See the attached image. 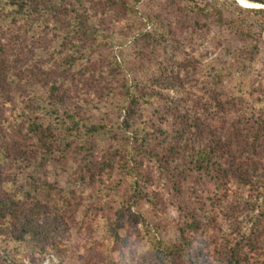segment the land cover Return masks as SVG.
I'll list each match as a JSON object with an SVG mask.
<instances>
[{
  "label": "rangeland",
  "instance_id": "374dc122",
  "mask_svg": "<svg viewBox=\"0 0 264 264\" xmlns=\"http://www.w3.org/2000/svg\"><path fill=\"white\" fill-rule=\"evenodd\" d=\"M37 1L1 13L16 100L0 121L1 184L21 196L0 221V264H190L171 252L181 236L205 264H228L231 250L264 264V16L253 11L264 5ZM181 111L223 142L218 187L219 167L190 162ZM240 136L253 149L241 181Z\"/></svg>",
  "mask_w": 264,
  "mask_h": 264
},
{
  "label": "trees",
  "instance_id": "16d2710c",
  "mask_svg": "<svg viewBox=\"0 0 264 264\" xmlns=\"http://www.w3.org/2000/svg\"><path fill=\"white\" fill-rule=\"evenodd\" d=\"M248 1L264 5V0H248ZM34 9L36 10V12L38 9H40V3L37 0H0V23L6 22V20L8 21V17H3V15H1V13L3 12L11 11L13 12L12 13L13 14L12 17H13L16 14L18 16L28 14L29 12H33ZM253 11L255 14L264 16V10H253ZM3 52H4V49L3 47L0 46V54H2ZM9 65L10 63H7L6 61L0 58V121H2V116L5 113V109H7L13 103L16 102V100L14 98L12 99L10 96L9 87H10V82L12 80V77L10 76V73H8ZM35 112L37 113V111ZM26 113L28 114V112ZM180 113L181 114H179V121L181 122L179 123V125L181 124L180 125L182 127L181 130H183L184 132L187 130L188 135H190V137L193 136V139L197 144L196 147L191 146L189 148L188 146H186V144L190 143V140H186V137L183 136V138L181 137L180 142H179L180 147L183 146L184 149L189 148L188 157L190 156L191 158L190 162L195 164V168L198 172L204 171V173L207 174L206 173L207 170L211 169L214 172L215 167L216 166L219 167L217 170V174L215 176V185L218 187L219 182L222 181L221 180L222 177H225L227 175L226 171L222 172L224 171L222 169V167H224L223 161L218 160L215 154L216 148L223 146V142L221 141V138L215 135L214 133H212L209 129L210 127L208 128L206 127V125L204 127L205 129L206 128L207 129L206 130L204 129L203 131H201L203 129L201 127L203 126H200L199 122H198V125L192 124L191 127H189L187 123L183 124V120L185 119L184 117L185 113L184 112L182 113V111ZM38 122H40V119ZM42 125L43 124H40V126ZM179 132L180 131L176 130L177 134H179ZM257 134H260V135H257ZM257 134L255 133L254 135V141L258 142V146H259L258 148L264 147V138L261 135L262 133L257 132ZM180 135L181 134H179V136ZM201 135L204 137L203 141L200 139ZM205 138L206 140L207 138H209L210 141H208V144L203 145ZM240 139H241V136H240ZM199 140H200V143H199ZM237 141L239 144L237 154L236 156L234 155V157H232L231 160H234V161L237 160L239 162L240 168L237 171L243 174V175H238L237 174L238 172L236 173L239 177V180L240 181L242 179L249 180L251 177L247 176V174L251 172V167L249 166V163L252 165V161L250 160V158L252 157V153L249 151L247 153L245 149H247V147L249 149H252V145L249 144L248 137L247 138L245 137L241 140L237 139ZM254 148L256 149V147ZM4 150H5L4 147L1 148L0 146V165H1L0 166V221L3 222L1 225L6 224L7 219H8L7 216H10L12 214L11 207L17 204L18 202L17 198H20L21 196V194L12 192V188H9V190L2 188L1 182L3 181V177H2L1 167H2V164H4L5 161L7 160V155L4 152ZM242 154H247V156L243 157L241 156ZM245 159L246 161L248 160L247 163L246 161L244 162ZM189 212H188V215L191 216V213ZM194 222H193V226H195L196 224ZM263 230H264V224L261 225L260 228H258L259 233L260 232L262 233ZM182 239L183 237L181 236L178 239H176V241H174L175 243L172 244L171 252L173 254V257L175 258L177 257L179 259H184V260L187 259L186 261L189 262L190 264H194L195 262L197 263L199 262V264H205V254L206 253L203 250H201L200 245H199V249L196 251L197 253L193 254L192 252H190L191 249H189V252L183 249V247H186V245L187 247H192V244H190V241L188 240L185 241ZM261 250L263 254L261 255L262 257L259 256L258 260L260 262L264 259V246H261ZM231 252L233 253L229 259L228 264H241L239 261L236 262V259L233 256L236 254L235 251L231 250ZM201 257H203V260H201Z\"/></svg>",
  "mask_w": 264,
  "mask_h": 264
},
{
  "label": "bare ground",
  "instance_id": "6f19581e",
  "mask_svg": "<svg viewBox=\"0 0 264 264\" xmlns=\"http://www.w3.org/2000/svg\"><path fill=\"white\" fill-rule=\"evenodd\" d=\"M242 4H246V2L244 0H239Z\"/></svg>",
  "mask_w": 264,
  "mask_h": 264
},
{
  "label": "water",
  "instance_id": "95a60500",
  "mask_svg": "<svg viewBox=\"0 0 264 264\" xmlns=\"http://www.w3.org/2000/svg\"><path fill=\"white\" fill-rule=\"evenodd\" d=\"M237 1V0H236ZM246 1V0H245ZM238 2V1H237Z\"/></svg>",
  "mask_w": 264,
  "mask_h": 264
}]
</instances>
